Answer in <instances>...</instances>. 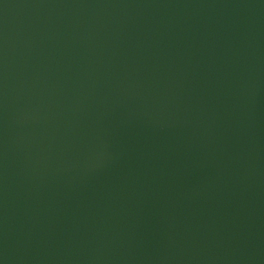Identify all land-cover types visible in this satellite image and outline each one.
Instances as JSON below:
<instances>
[{
  "label": "water",
  "instance_id": "95a60500",
  "mask_svg": "<svg viewBox=\"0 0 264 264\" xmlns=\"http://www.w3.org/2000/svg\"><path fill=\"white\" fill-rule=\"evenodd\" d=\"M0 264H264V0H0Z\"/></svg>",
  "mask_w": 264,
  "mask_h": 264
}]
</instances>
